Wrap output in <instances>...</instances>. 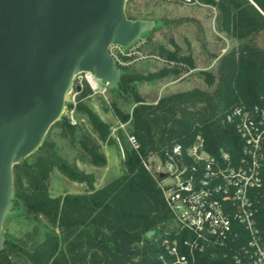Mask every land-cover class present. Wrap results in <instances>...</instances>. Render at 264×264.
<instances>
[{
  "label": "trees",
  "instance_id": "trees-1",
  "mask_svg": "<svg viewBox=\"0 0 264 264\" xmlns=\"http://www.w3.org/2000/svg\"><path fill=\"white\" fill-rule=\"evenodd\" d=\"M199 1L216 7L221 30L231 34L239 44L221 57L217 75L201 72L204 83L213 88L211 91L195 88L156 104H146L135 95L130 134L140 143V154L133 149L125 150L124 173L118 179L97 188L93 174L80 171L57 153L42 149L14 167L15 196L42 210L62 233V243L57 235L49 233L35 246L33 254H26L32 264H163L160 257L167 258L163 246L166 237L153 242L154 237L147 238L146 234L170 222L171 214L141 157L160 154L175 143L187 147L201 136L209 154L219 156L227 152L232 163L240 158L243 141L226 116L239 106L264 109V46L248 42L264 33V0ZM160 55L178 59L187 70L196 68L191 54ZM165 73L178 75L179 71ZM118 89H127L124 75ZM89 93L88 89L82 91V96ZM85 113L100 140L106 141L110 127L90 109ZM78 143L94 165H106L98 145L89 136L82 135ZM54 172L84 184L86 192L52 197L49 187ZM257 222L264 227V194ZM230 244L237 247L236 241ZM233 253L230 249H208L197 255L194 264H236ZM9 255V248L2 250L0 264H5Z\"/></svg>",
  "mask_w": 264,
  "mask_h": 264
},
{
  "label": "rangeland",
  "instance_id": "rangeland-1",
  "mask_svg": "<svg viewBox=\"0 0 264 264\" xmlns=\"http://www.w3.org/2000/svg\"><path fill=\"white\" fill-rule=\"evenodd\" d=\"M126 13L129 19L154 23L150 31L143 33L126 49H132L139 54H134L126 63L117 62L120 82L124 75L127 89L120 90L118 86L108 88L99 82L100 91L94 92L84 81L81 91L76 94L75 86L79 85V79H75L73 90L67 96L64 113L58 121L65 125L60 126L58 122L53 124L42 146L30 155L39 154L40 149L42 152H55L80 171L93 174L97 188L118 179L124 173L125 150H132L127 134L131 131L135 97H139L146 104H156L163 98L195 88L213 90L204 83L201 72L208 71L217 75L221 57L239 44L231 34L221 30L216 7L199 0L194 5L183 4L178 0H129ZM248 42L263 47L264 33ZM163 52L177 56L191 54L196 68L187 70L178 59L160 55ZM158 57L168 62L165 63ZM167 70H177L179 73L166 74ZM87 89L90 93L83 97L82 91ZM86 109L96 113L110 127V131L118 122L127 124L126 131H107L106 141H101L88 121ZM82 135L89 136L98 145L106 165L96 166L85 155L78 143ZM147 160L152 162L153 158L148 156ZM49 189L52 197L86 192L84 184L72 182L58 172L53 173ZM177 230L176 225L168 222L154 232L151 238L154 237L153 242L159 241L162 236L172 238ZM2 232L4 249L9 248L10 251L5 264H32L25 258L26 254H33L35 246L49 233L57 235L62 243L61 230L50 223L42 210L15 196L14 191L12 209L4 219Z\"/></svg>",
  "mask_w": 264,
  "mask_h": 264
},
{
  "label": "water",
  "instance_id": "water-1",
  "mask_svg": "<svg viewBox=\"0 0 264 264\" xmlns=\"http://www.w3.org/2000/svg\"><path fill=\"white\" fill-rule=\"evenodd\" d=\"M128 1L0 0V252L14 167L60 120L75 77L89 73L117 87L120 71L110 48L129 47L153 28L152 21L128 18Z\"/></svg>",
  "mask_w": 264,
  "mask_h": 264
},
{
  "label": "built area",
  "instance_id": "built-area-1",
  "mask_svg": "<svg viewBox=\"0 0 264 264\" xmlns=\"http://www.w3.org/2000/svg\"><path fill=\"white\" fill-rule=\"evenodd\" d=\"M178 1L198 4V0ZM126 49L129 47L110 48L116 63H126L139 54ZM75 79H79L80 91L84 81L92 91H100V81L89 73H80ZM80 91L76 90V94ZM226 121L235 126L243 141L236 163H232L227 152L219 156L209 154L201 136L187 147L175 143L160 154L150 155L152 162L141 157L162 193L171 214L170 222L178 228L172 238L166 237L163 242L167 255L160 257L163 264H194L198 254L215 248L233 251L236 264H264V227L257 222L264 194V109L235 107ZM126 125L118 122L111 127V133L126 131ZM127 138L131 148L140 154L136 137L128 133ZM182 235L186 237L179 238ZM231 241H236L237 247Z\"/></svg>",
  "mask_w": 264,
  "mask_h": 264
},
{
  "label": "bare ground",
  "instance_id": "bare-ground-1",
  "mask_svg": "<svg viewBox=\"0 0 264 264\" xmlns=\"http://www.w3.org/2000/svg\"><path fill=\"white\" fill-rule=\"evenodd\" d=\"M88 79L90 80V82H92V84H94V80H92V78L88 75Z\"/></svg>",
  "mask_w": 264,
  "mask_h": 264
}]
</instances>
